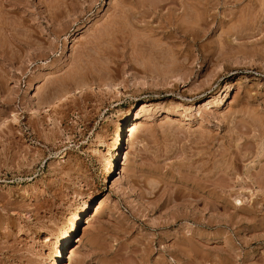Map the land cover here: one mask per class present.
<instances>
[{
  "label": "rangeland",
  "instance_id": "obj_1",
  "mask_svg": "<svg viewBox=\"0 0 264 264\" xmlns=\"http://www.w3.org/2000/svg\"><path fill=\"white\" fill-rule=\"evenodd\" d=\"M140 1L0 2V264H264V0Z\"/></svg>",
  "mask_w": 264,
  "mask_h": 264
},
{
  "label": "bare ground",
  "instance_id": "obj_2",
  "mask_svg": "<svg viewBox=\"0 0 264 264\" xmlns=\"http://www.w3.org/2000/svg\"><path fill=\"white\" fill-rule=\"evenodd\" d=\"M143 0H141L140 1V3L142 2ZM145 1V0H144ZM144 1H143V5H147V4H149L150 5V3H148L147 1V3L146 4H144ZM150 1V0H149ZM151 1H160V0H151ZM162 1V0H161ZM164 2V4L162 3V5H165V2L166 1H168V0H163ZM170 1H171V3H170ZM174 1H177V0H174ZM182 0H180V2H181ZM189 1V0H188ZM193 1V0H192ZM192 1H190V2H192ZM198 1V0H197ZM204 1V0H203ZM212 1V0H211ZM0 2H1V0H0ZM136 2H139V1H136ZM194 2V1H193ZM208 1H206L205 0V3H207ZM138 4V5H140V7H141V5L142 4ZM152 3V2H151ZM160 4H161V2H159ZM159 3H154V4H156V6H157V4H159ZM168 3H170V4H172L173 3V1L172 0H169L168 1ZM183 3V2H182ZM186 3V2H185ZM202 3V2H201ZM3 4V6L2 7H4V5L5 4H9V5H13L12 4V2H11V0H5V2H1V5ZM137 4V3H136ZM167 4V3H166ZM184 4V3H183ZM183 4H181V5H183ZM199 4V3H198ZM210 4V3H209ZM142 5V6H143ZM148 5V6H149ZM152 5V4H151ZM150 5V6H151ZM168 5V4H167ZM167 5H165V6H167ZM177 5H179V2H177ZM193 5V4H192ZM195 5V4H194ZM194 5H193V7H194ZM200 5V4H199ZM198 5V6H199ZM15 6V5H14ZM156 6H154V7H156ZM159 6V5H158ZM156 7V9H158L159 10V7ZM165 6H161V10L163 9L162 7H165ZM172 7H174V6H176V5H171ZM170 6V7H171ZM184 6H185V4H184ZM190 6V5H189ZM196 6V5H195ZM198 6H196V7H198ZM201 6V9H202V11L204 10L203 9V7H205V10H207L206 9V4H205V6L203 5V3H202V5H200ZM199 6V7H200ZM262 6V5H261ZM1 7V8H2ZM139 7V6H138ZM145 7V6H144ZM144 7L142 8V11H140V12H138L137 14H138V18H140V19H143L144 17H146V16H149L150 14V16H153L152 14H155V12H156V10L154 9V7H152L153 8V10L155 11H148L147 9L146 10H143L144 9ZM151 7H149V8H151ZM176 7H178V6H176ZM179 7H180V5H179ZM178 7V8H179ZM182 7V6H181ZM180 7V8H181ZM212 7V6H211ZM0 8V9H1ZM151 8V9H152ZM184 7H182V9H183ZM195 8V7H194ZM140 9V8H139ZM173 9H175V8H173ZM172 9V11H174L175 12V10H173ZM177 9V8H176ZM181 9V10H182ZM199 9V8H198ZM126 10V9H125ZM178 10V9H177ZM180 10V9H179ZM192 10V9H191ZM193 10H196V9H193ZM131 11V10H130ZM160 11V10H159ZM158 11V12H159ZM168 11V10H167ZM183 11V10H182ZM182 11H181V13H182ZM186 11V9H184V13H186L185 12ZM201 10H200V13L202 12ZM129 12V11H128ZM158 12H156V13H158ZM198 12H199V10H198ZM122 13V12H121ZM124 13V12H123ZM178 13H180V12H178ZM1 14H2V12H1ZM1 14H0V19H1V21H2V17H1ZM118 14H120L119 12H118ZM134 14V13H133ZM159 14V13H158ZM157 14V15H158ZM160 14H161V11H160ZM167 14H168V12H167ZM171 14L173 15V12H171ZM177 13H175V15H176ZM188 14V13H187ZM194 14H195V12H194ZM199 14V13H198ZM203 14V13H202ZM206 14V13H205ZM131 15V14H130ZM157 15H155V16H157ZM171 15V17H172V20L174 19L173 17H175V16H172ZM186 15V14H185ZM191 15V14H190ZM196 15V14H195ZM210 15L212 16V15H214V14H211L210 13ZM4 16V15H3ZM168 16V15H167ZM170 16V15H169ZM181 16H183L182 14H181ZM194 16V15H193ZM122 17V16H121ZM157 17H161V16H157ZM156 17V18H157ZM178 16L176 15V18H177ZM189 17V16H188ZM207 17V16H206ZM118 18V17H117ZM170 18V17H169ZM169 18H167V20L169 19ZM185 18V17H184ZM208 18H210V19H212V18H214L213 16H212V18L211 17H208ZM139 19V20H140ZM157 19H160V18H157ZM163 19H164V17H163ZM165 19H166V17H165ZM164 19V20H165ZM178 19H182V18H177V20ZM146 20V19H145ZM171 20V21H172ZM176 20V21H177ZM179 20V21H180ZM214 20H216V19H214ZM115 21V20H114ZM174 21V20H173ZM198 21V20H197ZM211 21H213V20H211ZM116 22V21H115ZM165 22H167V21H165ZM175 22V21H174ZM174 22H172V23H170V19H169V23H166V24H164V22L162 21V23L164 24V25H166L164 28L165 29H168L167 27L168 26H172L173 27V30L175 31V33H177L178 35L177 36H179V37H177V39L178 38H183L184 40H191L193 43L197 40V38H198V32L196 31V29L195 28H193L195 25H193V27H192V25L191 26H189V24H187V26H189L188 28L186 27V26H181L180 24H185V22L184 23H181V22H179V25H176V24H178V22L177 23H174ZM128 23V22H127ZM159 23V22H158ZM161 23V22H160ZM209 23V22H208ZM211 23V22H210ZM212 23H214V22H212ZM5 25H7L6 23H4ZM133 24H135V23H133ZM190 24H192V23H190ZM2 25H3V22H2ZM164 25H162V26H164ZM161 26V25H160ZM208 26V25H207ZM0 27H2L1 25H0ZM171 27V28H172ZM209 27V26H208ZM9 28V27H8ZM134 28V27H133ZM162 28V27H161ZM163 28V29H164ZM201 28V27H200ZM209 30V29H208ZM173 31V32H174ZM169 32H171V31H169ZM172 33V32H171ZM174 33V34H175ZM168 34L169 33H167V36H168ZM148 35V34H147ZM170 35V34H169ZM176 35V34H175ZM127 36H128V34H127ZM200 36V35H199ZM176 38V37H175ZM122 38H120V41H122L121 40ZM124 39V38H123ZM199 39V38H198ZM125 40V39H124ZM123 40V41H124ZM134 40V39H133ZM136 41V40H135ZM191 42V43H192ZM124 43V42H123ZM29 45V44H28ZM38 45V44H37ZM129 45V44H128ZM187 45V44H186ZM124 46H125V44H124ZM150 46V45H149ZM177 49V48H176ZM134 50V49H133ZM142 54V53H141ZM156 54V53H155ZM166 54V53H165ZM171 58V57H170ZM155 59V58H154ZM163 62V61H162ZM171 64V63H170ZM154 65V64H153ZM170 68V67H169ZM156 69V68H155ZM166 69V68H165ZM168 69V68H167ZM167 71V70H166ZM171 73V72H170ZM101 83V82H100ZM103 83V82H102ZM101 83V84H102ZM112 84V83H111ZM235 84V83H234ZM98 85H99V83H98ZM114 85V84H113ZM231 86V84L230 83H228V85L226 84V86H225V88L226 89H228L229 87ZM112 88H113V86H112ZM115 88V87H114ZM225 89V90H226ZM217 94V93H216ZM69 95H70V93H67V94H63L60 98H58L57 97V99H53L52 101H51V103L48 105V104H46V106H47V108L49 107V109L50 108H53L54 106H56V105H59V103H61V102H65L68 98H69ZM217 98L215 97V96H212L210 99H207L206 101H205V105H204V108L203 109H208V110H210L211 108H213L214 106H215V103H216V100ZM134 111V110H133ZM147 111H148V109H147V106H146V103H143V104H141V106L139 107V109L138 110H135L134 112H132L130 115H129V112H127V114L125 115V120L126 121H130V123L128 124V127H127V130H126V132H128L129 133V136H132L133 135V133H134V131L135 130H137L136 129V122L141 118V117H144L145 115H147ZM12 121H16V117H15V115H11V118H10ZM10 121V120H9ZM6 122V119L4 120V122H2L1 124L3 125V123H5ZM0 124V125H1ZM253 125V124H252ZM206 134H209V133H206ZM244 134V133H243ZM229 136V135H228ZM240 138V137H239ZM200 140V139H199ZM229 140V139H228ZM232 140V139H231ZM229 142V141H228ZM251 145V144H250ZM261 147V146H260ZM235 148V147H234ZM229 150V149H228ZM236 150V149H235ZM237 152H238V150H236ZM242 151V150H241ZM227 152V151H226ZM228 153V152H227ZM238 153H240V151L238 152ZM116 155H117V153H116ZM116 155H115V158H116ZM206 155V154H205ZM219 155V154H218ZM228 155V154H227ZM238 156H240V154H238ZM261 156V155H260ZM202 157V156H201ZM218 157V156H217ZM236 157V156H235ZM232 158H234V157H232ZM237 158V157H236ZM214 159V158H213ZM216 160V159H215ZM227 160V159H226ZM234 162V161H233ZM225 165V164H224ZM232 165V164H231ZM111 166H112V164H110V166L108 167L109 168V170L111 169ZM218 166V165H217ZM229 166H230V163H229ZM224 168H225V166H223ZM226 169V168H225ZM196 170V169H195ZM217 170H219V169H217ZM227 171H228V169H226ZM231 170V169H230ZM232 171V170H231ZM223 172V171H222ZM202 173V172H201ZM226 174H227V172H226ZM260 174V173H259ZM202 176V175H201ZM208 176V175H207ZM262 181V180H261ZM260 181V182H261ZM264 183V182H263ZM259 184V183H258ZM260 186H261V184H260ZM227 187V186H226ZM213 189V188H212ZM177 195V194H176ZM199 197V196H198ZM92 202V199H91V201L90 202H84V203H82L79 207H77L76 208V211H75V213H72V215H71V217L66 221V223H64V225L60 228V230L58 231V233H57V236H56V238H55V242H54V251H53V264H63L62 263V260H61V258H62V253L64 252V251H66L67 250V248L70 246V244H71V242H72V239H73V237H74V233L76 232V228H77V225H78V223H79V221H80V219L82 218V217H84V215L87 213V210H88V208L90 207V203ZM183 203V202H182ZM212 205V204H211ZM214 205V204H213ZM20 232V231H19ZM45 240L47 241V243L48 242H50V240L51 239H49L48 237H45ZM186 240V239H185ZM45 242V241H44ZM197 242V241H196ZM162 243V242H161ZM199 243V242H198ZM184 244V243H183ZM69 248H71V247H69ZM181 249V248H180ZM185 252V251H184ZM73 253H74V251L73 250H70V256H72L73 255ZM185 254V253H184ZM234 257V256H233ZM69 258V257H68ZM172 261V260H171ZM174 261V260H173ZM164 264V263H163Z\"/></svg>",
  "mask_w": 264,
  "mask_h": 264
}]
</instances>
